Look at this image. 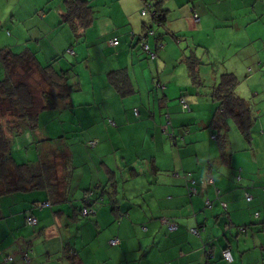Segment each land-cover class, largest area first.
<instances>
[{
  "label": "crops",
  "instance_id": "obj_1",
  "mask_svg": "<svg viewBox=\"0 0 264 264\" xmlns=\"http://www.w3.org/2000/svg\"><path fill=\"white\" fill-rule=\"evenodd\" d=\"M86 1L93 10L84 31L87 50L78 46L66 52L88 70H74L81 93L71 101L93 111L89 124L79 119L80 126L92 129L77 136L78 142H97L94 151H78V159L86 160L87 178L82 172L73 182L72 202L69 192L63 200L43 191L0 196V264H264V226L253 217L256 211L264 217V0ZM144 2L152 7L143 15ZM57 7L64 11L60 0ZM155 9L164 15L161 24L153 21ZM38 15L47 33L59 24L51 13ZM207 27L216 31L214 43L235 48V60H225L232 67L226 64L222 73L244 79L245 67H252L246 89L235 90L251 105L252 137L240 134L244 146L231 150L234 124L226 119L218 130L228 128L224 157L211 138L217 108L209 97L212 86L191 80L187 60L194 57L180 48L186 34H203ZM114 38L115 46L110 44ZM64 67L59 62L60 70ZM181 97L190 112L182 109ZM83 181L100 201L108 198L112 215L120 218L117 225L102 208L81 218ZM39 203L44 205L37 208ZM27 216L36 218L35 226L26 223ZM114 237L119 243L112 247L108 242ZM225 248L231 263L221 256Z\"/></svg>",
  "mask_w": 264,
  "mask_h": 264
},
{
  "label": "rangeland",
  "instance_id": "obj_2",
  "mask_svg": "<svg viewBox=\"0 0 264 264\" xmlns=\"http://www.w3.org/2000/svg\"><path fill=\"white\" fill-rule=\"evenodd\" d=\"M60 2L63 7V0H60ZM57 4L58 0H0V52L3 49L12 52L14 55L29 52L34 55L36 60L50 65L51 69L56 73L66 74L69 77L67 82L69 84H73V79L71 78H75L76 76V72L74 70H77L79 74L81 72H87L88 70H86L84 64L76 65L74 58L66 52V49L70 47L72 51H74L78 48V46H82L85 50H87L84 42L85 34L83 32L81 37H79L80 34H77V29L74 31L68 24L63 23L62 14L64 11L62 8L57 7ZM58 11H61V16ZM39 12L46 15L50 13L55 15L58 19V26L52 31L48 30L47 33L45 26L39 23L43 21V19H41L38 15ZM215 32L216 31L207 27L203 34H198L196 32L188 33L185 35L186 41H184L180 47L184 48L186 53H190V55L197 60V75L198 78H201L200 80L204 81V86L206 87L212 86L219 81L220 73L218 72V69L222 73L226 64L228 65V68L232 67V65H229L230 61L225 62V60H232L235 56L234 47L230 45L219 46L214 43L213 37ZM150 33L151 32H149V34ZM7 37L12 40H9ZM142 42L144 41H140V45H142ZM262 43L263 42L260 41L257 44V47L258 45L261 46ZM91 49L92 48L88 49V51L90 52ZM263 49L264 47L262 50ZM56 50H60V53L56 54ZM107 50L112 51L109 48H107ZM95 55H98V52H96ZM59 62L64 63L66 67L60 70ZM97 63H99L98 60L95 61V64ZM235 65L237 71L241 73L240 64L236 61ZM250 69L251 70L248 69L247 71V67H245V71L243 72L244 79L251 75V66ZM0 72H3L1 66ZM29 75L31 77L30 81L32 82V77H34L33 72H30ZM244 79L241 77L237 78L238 90L246 89ZM59 83L62 82L59 81ZM33 86L36 90V92H34L36 97L35 109L36 111H39L42 107L40 99L41 94L43 90L46 92L48 88L46 87L44 81L42 82L40 78L37 81H33ZM76 92L77 91L75 90L70 94V98H68L69 105L67 102L68 100L65 102H59L49 97L48 99L51 103H54L52 108L40 110L36 121H23L19 126V130L8 133L9 149L12 159L17 165H21L22 167H25V165L26 167L35 166L38 161V154L41 153L44 148L61 147L67 150L69 156H71V162L72 158L75 160V163H72V166H70V175L72 176L73 171V178L71 180L70 176V195L67 197L69 202H72L71 192L73 182L74 185L79 182L82 172L87 178L88 169L86 166V160L78 159V151L82 149L83 151L91 152L96 148H91L83 141L78 142L77 136L81 134L82 129H84V131L85 128L92 129L91 127L88 128L80 126L79 119L82 120V125L89 124L88 120L93 118L92 116H89V114L93 113V111L87 110L86 106L80 107L75 105V103L70 104L71 101L76 99V95L81 93ZM1 122L3 126H7L4 123L5 120H1ZM33 124H35L34 127H31ZM109 126L114 128L116 125L109 124ZM230 129V149H237L238 147L244 146V142L242 141L240 132L236 126L232 125V128ZM252 129L253 126H251L249 130V135L251 137ZM258 133H260V130ZM5 135L7 136L6 132ZM255 135L258 136L256 132ZM94 141L96 145L97 142L96 140ZM58 165H61V159H58ZM82 184L84 187H80L78 194L81 193L82 190L90 188V186H85L87 185L85 181H83ZM116 185L119 186L120 191L122 188V180L118 174L116 175ZM108 186L115 187V182L109 181ZM103 199L104 200L100 201L98 206H96V210L102 208L108 211V213L112 216L113 223L117 225L120 218L117 214L114 216L112 215V204L108 201V198L104 197ZM135 214H137L136 211L133 213L132 218Z\"/></svg>",
  "mask_w": 264,
  "mask_h": 264
},
{
  "label": "trees",
  "instance_id": "obj_3",
  "mask_svg": "<svg viewBox=\"0 0 264 264\" xmlns=\"http://www.w3.org/2000/svg\"><path fill=\"white\" fill-rule=\"evenodd\" d=\"M63 7V23L68 24L74 31L77 29V34H80L79 37H81L85 29L92 22V8L88 5L86 0H63ZM154 11L152 14L153 21L157 24L164 22L163 13L158 9ZM194 14L197 16L196 13ZM0 66L3 71L0 74V196L26 191H43L51 198L63 200L68 195L71 181V158L67 150L61 147L44 148L42 152L38 154V161L35 166L26 167L25 165V167H22L21 165H17L12 159L9 149L8 133L19 130V126L23 121H36L40 110L52 108L54 103H51L48 99L49 97L59 102L67 101L71 93L75 90L79 91L77 84L75 82L69 84L67 82L69 77L66 74L56 73L51 69L50 65L41 66L34 55L29 52L14 55L12 52L3 49L0 52ZM187 66L191 80L201 85V78H198L196 70L197 60L195 58H189L187 60ZM30 72H33L34 75V77H32V82L30 81ZM120 74V72L115 73L113 76L110 75L107 79L109 82H111V80L115 81ZM39 78L42 82L44 81L48 90L46 92L43 90L40 97L42 107L39 111H36V97L34 94L36 90L33 86V81H37ZM59 81L62 83H59ZM237 85L238 80L233 73L223 72L219 76V81L212 85L209 94L210 99L217 104L216 112L211 122V138L216 141L222 157L225 156V149L228 146V128L226 127L225 130H221L222 133L218 132V130L225 124V120L230 119L243 138L247 140L251 138L249 130L255 123L250 103L235 94ZM181 99L184 98H180V104ZM67 102L69 105V100ZM185 102L188 110L183 107L182 109L184 112H190L189 103H187L186 100ZM1 120H5L4 123L7 126H3ZM35 124L31 125V127H34ZM58 159H61L60 166L58 165ZM104 189L105 188L100 187L99 190ZM262 189L264 191V187ZM82 191V196L80 198L82 205L79 212L81 218L88 219L95 215L97 211L96 206H98L100 198L94 196L95 191L91 187ZM244 195L245 199L246 195L250 196L246 193ZM246 201L250 202L251 199ZM40 205L43 206L44 204H36V207L40 208ZM207 205L210 207L209 203H207ZM222 207L225 208L224 203H222ZM86 208L91 210L93 215L89 214L88 216H82V211ZM260 213L259 211L254 212L253 217L255 220H260L261 224L264 226V217H261ZM29 217L30 216H27L26 219ZM241 228L243 232H245L246 227L239 226L238 229ZM115 239L119 243L118 237L110 239L109 242Z\"/></svg>",
  "mask_w": 264,
  "mask_h": 264
},
{
  "label": "built area",
  "instance_id": "obj_4",
  "mask_svg": "<svg viewBox=\"0 0 264 264\" xmlns=\"http://www.w3.org/2000/svg\"><path fill=\"white\" fill-rule=\"evenodd\" d=\"M143 1H145V0H143ZM151 7L152 6L150 4H148V3L146 5H144V7L142 9V14L144 15L146 13V11L149 10ZM197 19H198L197 16L194 14L193 20L197 21ZM111 44L115 46V45L118 44V42H117L116 39H113ZM141 47L145 51H148V47H147V45L144 42H142ZM263 52H264V49H263ZM151 56H153V55H151ZM181 104H182V107L184 109H187V104H186L184 99H181ZM87 145H90V147H93L95 145V141H91ZM250 199H251L250 196L246 195V200L249 201ZM89 214L93 215L91 210H88L87 208L82 211V216H88ZM26 223L28 225H30V226H35L36 223H37V220L34 217L30 216L29 218L26 219ZM171 229H174V226L171 227ZM239 231L243 232V229L241 228V229H239ZM190 233L193 234V235H198V231L196 229H191ZM117 243H118V241L116 239L109 242V244L111 246H113V245H115ZM221 256H222L223 260H225L227 263H231L233 261V258H232L231 252H230V248L223 249L222 252H221ZM6 261H11V258L7 257Z\"/></svg>",
  "mask_w": 264,
  "mask_h": 264
}]
</instances>
